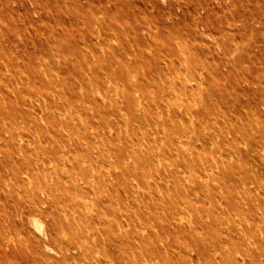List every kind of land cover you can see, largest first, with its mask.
<instances>
[{
  "label": "rangeland",
  "instance_id": "374dc122",
  "mask_svg": "<svg viewBox=\"0 0 264 264\" xmlns=\"http://www.w3.org/2000/svg\"><path fill=\"white\" fill-rule=\"evenodd\" d=\"M5 112L0 264H264V0H0Z\"/></svg>",
  "mask_w": 264,
  "mask_h": 264
},
{
  "label": "bare ground",
  "instance_id": "6f19581e",
  "mask_svg": "<svg viewBox=\"0 0 264 264\" xmlns=\"http://www.w3.org/2000/svg\"><path fill=\"white\" fill-rule=\"evenodd\" d=\"M101 10V9H100ZM102 12V11H101ZM99 13V11H98ZM200 20V19H198ZM235 23V22H234ZM255 23V22H254ZM256 24V23H255ZM25 25V24H24ZM154 25V24H153ZM120 26V25H119ZM236 26V25H235ZM121 28V27H120ZM156 29V28H155ZM149 31V30H148ZM132 45V44H131ZM256 50V49H255ZM251 51V50H250ZM183 70V69H182ZM237 71V70H236ZM184 72L185 69H184ZM118 83V82H117ZM93 85V84H92ZM118 85V84H117ZM94 86V85H93ZM92 87V86H91ZM127 90V89H126ZM138 91V90H137ZM139 92V91H138ZM102 102V101H101ZM100 102V103H101ZM99 103V102H98ZM40 105V104H39ZM128 105V104H127ZM40 108V107H39ZM124 113V112H123ZM256 115V114H255ZM234 116V114H233ZM14 119L13 115H9L7 112L0 114V143L1 145L4 144V142H6V139L8 137L9 134H12V132H10V130L8 129V124L11 123V121ZM153 120V119H152ZM136 129V128H135ZM15 131H17L14 128ZM35 130V129H34ZM92 130V129H91ZM35 132H37V130H35ZM110 134V133H109ZM140 136V135H139ZM20 137V136H19ZM51 138V137H50ZM207 138V137H206ZM19 139V138H18ZM22 139V138H21ZM20 140V139H19ZM209 140V139H208ZM104 144V142H102ZM105 145V144H104ZM158 148V147H157ZM107 149V147H106ZM108 150V149H107ZM102 152V151H101ZM103 153V152H102ZM204 154V153H203ZM205 156V155H204ZM263 156V155H262ZM158 158V157H157ZM190 158V157H189ZM201 158V157H200ZM14 159V158H13ZM111 159V158H110ZM100 160V159H99ZM201 160V159H200ZM203 161V158L202 160ZM206 161V160H205ZM102 162V161H101ZM102 165V164H101ZM101 167V166H100ZM104 167V166H102ZM101 169V168H100ZM26 171V170H25ZM196 174V173H195ZM109 175V174H108ZM223 175V174H222ZM91 176L93 177V174H91ZM22 177V176H21ZM199 177V176H198ZM178 180V177L176 178ZM223 179V178H222ZM104 180V179H103ZM189 181V179H188ZM193 181V180H192ZM105 182V181H104ZM179 183V182H178ZM19 184V183H18ZM135 184H137L135 182ZM20 186V185H19ZM85 186V185H84ZM193 186V185H192ZM29 188L30 190V198L32 200L31 205L29 206L28 210L26 212H24L23 214L26 215L27 217H31L33 214H38L41 213V205L46 204L47 202L45 200H41L39 198V195L37 193V191L35 189L32 188V186L30 185ZM103 189V188H102ZM50 191V190H49ZM106 191V190H105ZM50 193V192H49ZM218 199V198H217ZM216 200V199H215ZM112 203V202H111ZM115 203V202H114ZM260 204V203H259ZM113 205V203H112ZM110 206V205H109ZM86 208V207H84ZM86 210V209H85ZM11 211V210H10ZM83 211V210H82ZM204 214V213H202ZM165 215V214H164ZM114 219V218H113ZM256 220V219H255ZM257 221V220H256ZM187 223V221H186ZM42 224V223H41ZM200 225V224H199ZM41 227V225H39ZM43 228V227H42ZM145 228V227H144ZM258 230V229H257ZM260 230V227H259ZM42 231V230H41ZM262 231V230H261ZM258 232V231H257ZM143 234V233H142ZM150 238V237H149ZM170 241V240H168ZM233 241V240H232ZM227 243V242H226ZM139 245V244H138ZM115 247V246H114ZM118 248V247H116ZM120 248V247H119ZM176 257V256H175ZM259 258V257H258ZM262 258V257H261ZM150 260V259H149ZM249 260V259H248ZM145 261V260H144ZM152 261V260H151ZM153 262V261H152ZM162 263V262H161ZM144 264V263H143ZM154 264V263H152Z\"/></svg>",
  "mask_w": 264,
  "mask_h": 264
}]
</instances>
